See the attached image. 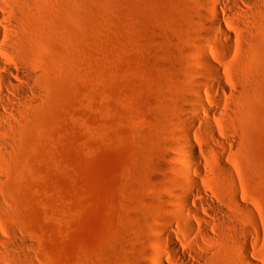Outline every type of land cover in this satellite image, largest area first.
Segmentation results:
<instances>
[{
  "label": "rangeland",
  "instance_id": "374dc122",
  "mask_svg": "<svg viewBox=\"0 0 264 264\" xmlns=\"http://www.w3.org/2000/svg\"><path fill=\"white\" fill-rule=\"evenodd\" d=\"M43 8L41 30H32L41 40L30 43L41 53L31 61L36 102L13 108V155L0 162V221L25 239L24 264H153L158 253L169 259L163 234L187 251L194 234L169 216L183 181L170 153L192 83L186 48L204 43L206 1L46 0ZM247 19L248 60L231 61L247 71L232 75L238 93L219 109L238 145L211 186L217 198L248 203L252 253L264 264V0ZM235 185L244 197L229 194ZM217 239L223 255L235 246L228 228Z\"/></svg>",
  "mask_w": 264,
  "mask_h": 264
},
{
  "label": "bare ground",
  "instance_id": "6f19581e",
  "mask_svg": "<svg viewBox=\"0 0 264 264\" xmlns=\"http://www.w3.org/2000/svg\"><path fill=\"white\" fill-rule=\"evenodd\" d=\"M205 1L209 19L204 22V43L186 48L191 54L187 67L192 83L188 86L184 122L174 133L177 141L171 145L170 153L171 169L183 181L176 182L175 194L167 201L171 222L184 226L188 234H194V239L187 241L188 249L182 251L169 235L163 234L169 259L158 253L153 264H215V258L222 256L227 264H262L252 253L251 240L258 236V231L249 222L248 203L234 205L226 198H217L211 186L213 176L221 177L231 169L229 156L238 145L236 138L227 137V132L221 129L219 109L238 93L232 75L247 71L243 66H233L231 61L237 56L248 60L242 51L254 40L251 31L254 22L250 23L247 17L258 0ZM44 2L0 0V162L3 164L13 155L14 134L18 130L12 123L17 118L13 108L32 107L36 102L29 95L35 91L34 80L38 78L31 61L41 53L30 43L41 40L32 35V30H41L46 17ZM246 24L247 28L242 30ZM15 51L23 57L15 58ZM205 101L214 107H208ZM229 113L227 108L225 116ZM5 179L4 170H0V210L6 207L1 191ZM227 191L234 198L244 197L237 185ZM234 217L237 223H230ZM224 227L234 233L235 246L224 249L223 255L218 250L217 236ZM25 247V239L14 226L0 221V264H5L8 253L17 264H24Z\"/></svg>",
  "mask_w": 264,
  "mask_h": 264
}]
</instances>
